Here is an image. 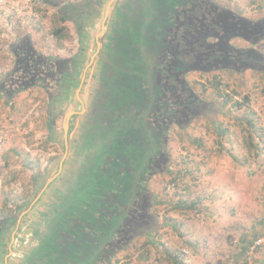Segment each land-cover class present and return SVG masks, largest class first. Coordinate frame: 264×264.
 <instances>
[{
	"label": "rangeland",
	"instance_id": "rangeland-1",
	"mask_svg": "<svg viewBox=\"0 0 264 264\" xmlns=\"http://www.w3.org/2000/svg\"><path fill=\"white\" fill-rule=\"evenodd\" d=\"M67 1L73 4L71 21L66 22L69 38L58 42L50 34L58 26L55 8L43 0H0V79L15 67L10 47L19 37H29L41 55L74 64L73 77L49 96L33 88L20 91L9 103L0 96V220H8L0 236V264L38 263L48 232L68 210L73 195L86 189L92 167L111 147L113 120L124 114L136 118L132 103L119 99L121 69L115 59L122 56V47L130 49L121 39L124 30L132 43L144 42L141 36L154 24L151 0L136 3L135 8L130 0ZM211 2L249 20L264 18L262 0ZM232 43L264 52V40L253 44L237 38ZM258 70L188 75L204 104L185 128H168L163 143L168 169L164 171L161 164L149 171L154 219L146 230L154 234L135 237L112 264L116 260L117 264H179L180 260V264H233L241 236L251 238L258 220L264 219V152L248 145L250 134L244 130L250 124L264 128V68ZM150 77L144 88L154 91ZM214 77L229 85L222 93L237 88L240 95L234 101L248 96L249 104L241 109L223 105L210 84ZM130 103L132 107H126ZM118 111L121 116L116 117ZM150 118L147 121L154 127L156 121ZM257 152L263 155L256 158ZM178 172L177 183H170ZM149 240L162 246L147 244L143 249ZM247 262L264 264V244Z\"/></svg>",
	"mask_w": 264,
	"mask_h": 264
},
{
	"label": "trees",
	"instance_id": "trees-1",
	"mask_svg": "<svg viewBox=\"0 0 264 264\" xmlns=\"http://www.w3.org/2000/svg\"><path fill=\"white\" fill-rule=\"evenodd\" d=\"M68 2L43 0L45 5L57 10L55 24L58 26L53 27L50 34L58 42L69 38L66 22L71 21L73 4ZM133 2L135 8L136 1ZM151 2L154 24L141 36L144 42H131L126 53L127 62L136 76L132 74L128 78L124 86L126 96L122 102L132 103L131 113H136V118L125 114L122 117L118 111L116 117H121L113 120L114 140L111 147L106 149L105 158L92 167L90 178L86 180V189H81L76 197L73 195L68 210L48 232L40 247L37 264H112L114 257L126 249L135 237L154 234L151 229L146 230L154 219L150 209L155 197L147 187L151 178L149 176L152 175L149 171L154 165L161 164L164 171L168 169L170 159L164 145L168 128H185L197 116H191L189 109L196 104L198 107L203 104L187 81L188 75L196 71L226 70L238 73L251 70L258 73V69L264 68V52L254 48H237L232 43L237 38L253 44L263 42L264 18L246 19L228 6L224 9L214 5L211 0ZM263 7L264 0L261 3ZM157 8L159 12L155 11ZM160 13H164V16H160ZM194 28L198 31L197 41L191 38V33L195 36ZM80 35L84 38L85 31ZM222 35L225 42L222 41ZM143 48L146 50L143 51ZM10 51L15 57V67L0 79V96L6 103L20 91L32 88L40 89L49 96L61 84L65 86V80L73 77L74 64L39 54L29 37H19ZM224 54L226 63L224 57L220 58ZM156 74L162 75V78H155ZM150 75L154 84L157 83L154 91L144 88L148 85L146 78ZM210 84L216 95L222 97L223 105L231 109H241L250 102L248 96L240 102L234 101V96L240 95L237 88L230 93H222L223 87L228 88L229 85H225L218 77H214ZM205 90L202 84V92ZM131 103L126 104V107H132ZM151 116L156 121L154 127L147 121ZM244 130L250 134L248 145L254 151L259 150L254 137L262 138L264 128L259 126L256 129L250 124V129ZM256 156H260L259 152ZM243 160L246 166L249 161L246 158ZM180 176L179 172L174 173L169 182L176 184ZM7 224L8 220H0V236ZM256 227L251 238H246L244 234L241 236L233 264H248L250 248L264 236V219L258 221ZM147 244L158 247L159 243L149 240L143 249ZM191 247L195 249V245ZM259 249L256 248L255 252ZM177 255H173L176 262Z\"/></svg>",
	"mask_w": 264,
	"mask_h": 264
},
{
	"label": "flooded vegetation",
	"instance_id": "flooded-vegetation-1",
	"mask_svg": "<svg viewBox=\"0 0 264 264\" xmlns=\"http://www.w3.org/2000/svg\"><path fill=\"white\" fill-rule=\"evenodd\" d=\"M130 1H136L135 3H144L145 2V0H130ZM151 2V1H150ZM151 4H152V2H151ZM137 8V7H136ZM161 15H164V14H161ZM219 22V21H218ZM220 23V22H219ZM222 27H223V25H222ZM224 28V27H223ZM194 32V34H195V36H193L192 35V33H191V38H195V41H197V34H198V31H197V29L196 28H194V30H193ZM234 31H236V29H234ZM122 38H125L126 40H127V42L129 43V45H131V42H132V39H131V36H129L128 34H127V31L126 30H124L123 31V34H121V39ZM130 38V39H129ZM219 38H220V36H219ZM116 40H117V44H120V39H118V38H116ZM222 41L223 42H225V40H224V36L222 35ZM115 45H116V42L114 43ZM208 47V46H207ZM119 51V50H118ZM121 51H122V53H121ZM121 51H120V54H122V56L120 57V55L119 56H116V59H115V61L119 64L118 65V68L119 69H121L120 70V72H121V78H120V81L121 82H118L117 83V89H118V91H119V93H118V96H119V99H122L123 101L125 100V96H126V93H125V89H124V86L127 84V83H125V80L126 79H128L129 77H132V76H130V75H128V74H130V73H133L134 74V72L132 71V68H131V66H130V63L129 62H127V59H126V57H127V55H126V53L128 54V51H129V46L128 45H126V46H124V47H122L121 48ZM221 57H224V62L226 63V54H224V55H220V58ZM121 59V60H120ZM219 61V60H218ZM117 70V69H116ZM137 75H139V76H143L142 74H138L137 73ZM136 76V75H135ZM156 77L155 78H162L161 76L162 75H155ZM128 77V78H127ZM148 81V85H149V83H150V78L149 77H147L146 78ZM128 82V81H127ZM157 84V83H156ZM156 84H154V85H156ZM152 91V90H151ZM123 94H125V96H123ZM202 104V103H201ZM204 104V103H203ZM203 104H202V106H203ZM202 106H200V107H198L197 106V104L195 105V106H193V107H191V109H189L190 110V114H191V116H196V115H198L199 113H200V108L202 107ZM2 219H6V218H2ZM7 220V219H6ZM144 227H145V225H144ZM7 229V225L5 226V228H4V230L2 231V233L5 231ZM132 229H134V228H132Z\"/></svg>",
	"mask_w": 264,
	"mask_h": 264
},
{
	"label": "crops",
	"instance_id": "crops-1",
	"mask_svg": "<svg viewBox=\"0 0 264 264\" xmlns=\"http://www.w3.org/2000/svg\"><path fill=\"white\" fill-rule=\"evenodd\" d=\"M263 139H264V134H263V136H262V138H258V136H255L254 137V143H255V145H258L257 147H258V151H262V152H264V144H263ZM263 144V145H262ZM259 155H263L262 153H260L259 152ZM255 157L256 158H258V156H256L255 155ZM247 166V165H246ZM263 199H264V197H263ZM264 202V201H263ZM263 204V203H262ZM231 213H229V215H230ZM258 221H262V220H258ZM258 223V222H257Z\"/></svg>",
	"mask_w": 264,
	"mask_h": 264
},
{
	"label": "built area",
	"instance_id": "built-area-1",
	"mask_svg": "<svg viewBox=\"0 0 264 264\" xmlns=\"http://www.w3.org/2000/svg\"><path fill=\"white\" fill-rule=\"evenodd\" d=\"M263 244H264V236L261 237V238H259V239H257V240L254 242L253 246L250 248V251H249V253H248L249 257L255 252V249H256V248H259V247L263 246ZM249 257H248V258H249Z\"/></svg>",
	"mask_w": 264,
	"mask_h": 264
}]
</instances>
